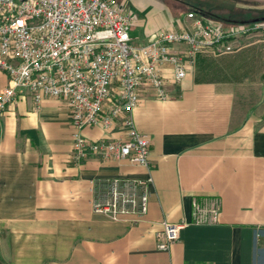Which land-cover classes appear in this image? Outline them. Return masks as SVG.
<instances>
[{"label":"crops","instance_id":"obj_1","mask_svg":"<svg viewBox=\"0 0 264 264\" xmlns=\"http://www.w3.org/2000/svg\"><path fill=\"white\" fill-rule=\"evenodd\" d=\"M137 15L136 43L180 29L187 6L237 28L264 22V0H119ZM227 54L206 52L169 98L145 92L133 113L150 136L151 168L90 156L72 161L71 115L62 100L29 95L0 118V264H264V36ZM0 71V91L9 86ZM92 141L126 140L89 127ZM153 178L146 216L112 222L94 214L116 179ZM221 200V222L191 225L169 252L163 222L192 220L196 198Z\"/></svg>","mask_w":264,"mask_h":264},{"label":"built area","instance_id":"obj_2","mask_svg":"<svg viewBox=\"0 0 264 264\" xmlns=\"http://www.w3.org/2000/svg\"><path fill=\"white\" fill-rule=\"evenodd\" d=\"M136 22L135 12L119 0H0V71L10 80L0 91V118L29 95L37 106L46 98L62 100L74 128V164L96 156L150 169L152 140L133 119L142 95L148 91L167 100L166 71L181 83L200 55L233 53L245 41L264 36V22L228 30L191 11L180 29L136 43L131 38ZM89 127L118 128L127 138L92 141L83 134ZM153 183L152 177L116 179L92 211L112 222L144 217ZM221 215L220 198L194 199L190 222L161 224L157 250L169 252L182 230L218 225Z\"/></svg>","mask_w":264,"mask_h":264},{"label":"trees","instance_id":"obj_3","mask_svg":"<svg viewBox=\"0 0 264 264\" xmlns=\"http://www.w3.org/2000/svg\"><path fill=\"white\" fill-rule=\"evenodd\" d=\"M191 11H194L196 12L197 14H199L200 16L204 17L205 19L208 20V18H213V19H219L221 20V18L217 15H214L213 13H211L210 11L204 9V8H201V7H196V6H187L185 9H184V12H191Z\"/></svg>","mask_w":264,"mask_h":264},{"label":"rangeland","instance_id":"obj_4","mask_svg":"<svg viewBox=\"0 0 264 264\" xmlns=\"http://www.w3.org/2000/svg\"><path fill=\"white\" fill-rule=\"evenodd\" d=\"M226 28V27H225ZM226 29H228V30H230L231 28H226ZM244 45L246 46L247 45V42L245 41L244 42ZM244 47V46H243ZM242 49V48H241Z\"/></svg>","mask_w":264,"mask_h":264}]
</instances>
